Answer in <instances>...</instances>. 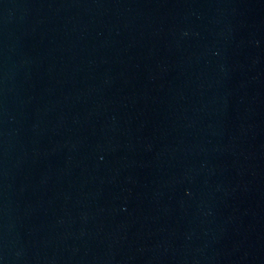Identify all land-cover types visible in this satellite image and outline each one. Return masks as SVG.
<instances>
[{
    "label": "water",
    "instance_id": "95a60500",
    "mask_svg": "<svg viewBox=\"0 0 264 264\" xmlns=\"http://www.w3.org/2000/svg\"><path fill=\"white\" fill-rule=\"evenodd\" d=\"M0 264H264V0H0Z\"/></svg>",
    "mask_w": 264,
    "mask_h": 264
}]
</instances>
